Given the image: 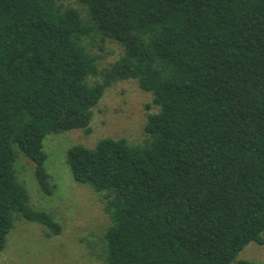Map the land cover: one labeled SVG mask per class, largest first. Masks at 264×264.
<instances>
[{
  "label": "trees",
  "instance_id": "obj_1",
  "mask_svg": "<svg viewBox=\"0 0 264 264\" xmlns=\"http://www.w3.org/2000/svg\"><path fill=\"white\" fill-rule=\"evenodd\" d=\"M0 0V251L16 215L61 224L30 204L17 144L52 193L44 139L82 128L114 81L154 96L147 140L74 144V180L102 193L103 264H264L238 258L264 243V0ZM124 47L102 81L84 44Z\"/></svg>",
  "mask_w": 264,
  "mask_h": 264
},
{
  "label": "rangeland",
  "instance_id": "obj_2",
  "mask_svg": "<svg viewBox=\"0 0 264 264\" xmlns=\"http://www.w3.org/2000/svg\"><path fill=\"white\" fill-rule=\"evenodd\" d=\"M61 2L79 9L84 19L89 18L79 0ZM84 44L96 57L98 67L90 82L102 81L105 71L123 55L124 47L115 40H103L96 32L85 38ZM159 110L153 94L143 90L137 80L114 81L94 107L90 132L76 128L50 133L44 139L52 193L42 189L34 161L14 144L17 174L26 186L30 204L50 213L62 231L49 236L41 223L16 215L5 248L0 251V264H103L110 214L102 193L74 180L67 162L68 148L78 143L94 147L104 137H125L133 144H142L149 136L145 130L148 115ZM238 258L264 261V243L250 242Z\"/></svg>",
  "mask_w": 264,
  "mask_h": 264
}]
</instances>
